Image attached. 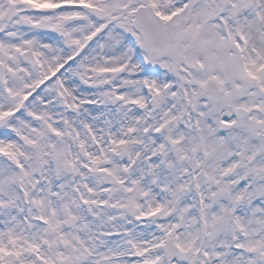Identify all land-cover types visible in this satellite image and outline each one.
I'll return each instance as SVG.
<instances>
[{
  "label": "snow or ice",
  "instance_id": "6c2138e0",
  "mask_svg": "<svg viewBox=\"0 0 264 264\" xmlns=\"http://www.w3.org/2000/svg\"><path fill=\"white\" fill-rule=\"evenodd\" d=\"M0 264H264V0H0Z\"/></svg>",
  "mask_w": 264,
  "mask_h": 264
}]
</instances>
